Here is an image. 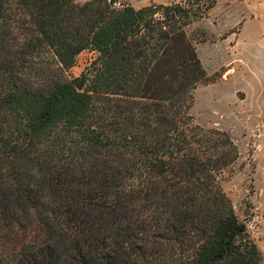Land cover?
I'll return each mask as SVG.
<instances>
[{"label":"trees","instance_id":"obj_1","mask_svg":"<svg viewBox=\"0 0 264 264\" xmlns=\"http://www.w3.org/2000/svg\"><path fill=\"white\" fill-rule=\"evenodd\" d=\"M116 2L0 0V264H264L189 113L216 0Z\"/></svg>","mask_w":264,"mask_h":264},{"label":"rangeland","instance_id":"obj_2","mask_svg":"<svg viewBox=\"0 0 264 264\" xmlns=\"http://www.w3.org/2000/svg\"><path fill=\"white\" fill-rule=\"evenodd\" d=\"M83 1V0H77ZM180 0H117L135 8ZM195 48L210 80L197 84L189 109L205 128L228 132L238 157L221 186L264 260V0H216L195 22ZM53 64L49 53H44ZM96 57L83 50L64 75L78 76Z\"/></svg>","mask_w":264,"mask_h":264}]
</instances>
